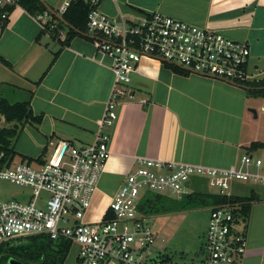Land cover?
Listing matches in <instances>:
<instances>
[{"label": "crops", "instance_id": "crops-1", "mask_svg": "<svg viewBox=\"0 0 264 264\" xmlns=\"http://www.w3.org/2000/svg\"><path fill=\"white\" fill-rule=\"evenodd\" d=\"M44 2L60 15L71 0ZM100 10L129 21L158 12L248 43L249 72L256 81L245 87L259 90L178 74L159 60L144 57L132 75L134 99L118 108L117 122L105 131L112 155L87 222L105 216L138 158L227 168L244 154L263 150L253 145L264 144V0H103ZM47 12L49 16L39 20L22 7L15 8L0 33V96H10L6 88L25 93L27 100L31 94L33 116L42 117L41 123L31 121L24 127L14 148L21 158L40 164L59 142L74 147L95 142L115 79L112 60L94 44L96 36L85 33L91 37L80 35L65 46L66 36L55 39L44 31L45 22L57 27L60 21ZM63 32L67 35V30ZM252 193L249 215L242 216L247 238L243 264H264V188Z\"/></svg>", "mask_w": 264, "mask_h": 264}, {"label": "built area", "instance_id": "built-area-1", "mask_svg": "<svg viewBox=\"0 0 264 264\" xmlns=\"http://www.w3.org/2000/svg\"><path fill=\"white\" fill-rule=\"evenodd\" d=\"M90 6L88 33L99 53L112 60L114 83L95 142L74 147L59 142L47 163L37 168L21 162H5L0 154V182L30 191L26 200H0V245L15 240L47 236L52 241H70L78 248L77 264H173L155 249L156 234L148 224L154 216L142 211L150 195L181 201L205 186L213 195L237 196L234 185L264 188V157L244 154L233 166L207 167L162 159L138 158L113 197L105 216L87 222L105 166L111 158L110 137L118 108L134 99L132 75L144 57L176 66L188 74L218 78L237 85L256 81L249 72L250 46L233 41L209 28H199L158 12L136 21L111 18L100 10L103 0H83ZM70 2L60 10L67 11ZM20 0H0V33ZM48 12L38 15L42 20ZM50 30L56 25L45 22ZM60 38L65 32L59 33ZM66 38V37H65ZM146 104L147 101L142 102ZM50 198L41 201V193ZM240 205L210 207L207 240L195 264H243L247 238L238 230L244 222Z\"/></svg>", "mask_w": 264, "mask_h": 264}, {"label": "trees", "instance_id": "trees-1", "mask_svg": "<svg viewBox=\"0 0 264 264\" xmlns=\"http://www.w3.org/2000/svg\"><path fill=\"white\" fill-rule=\"evenodd\" d=\"M23 9L33 16L42 15L47 12L44 5L39 0H20ZM90 6L83 0H71L70 6L63 14V18L76 30L88 33V14ZM58 26L52 30L48 25H45V32L50 31V34L55 39H59V33L67 30V35L63 44L69 45L70 41L79 37L75 31L68 29L63 22L58 21ZM5 27L1 28V33ZM58 53L55 55L53 63L55 62ZM175 73L186 75V71L176 66H170ZM31 98V94H30ZM24 102L10 103L3 99L0 101L1 114L11 127L2 129L0 131V154L4 153L5 162L11 165L18 156L14 148V143L18 140L24 127L31 121L41 123L42 117L35 118L31 109V99ZM255 150L264 149V144H254ZM22 162L29 164L33 160L21 158ZM253 193L249 197L240 196H220L213 195L208 190L201 189L200 186L193 194L183 198L181 201L173 202L174 200L162 195H150L146 199L142 211L151 216L169 213L175 209H191V208H210L217 205L238 204L241 209L240 212L244 218L248 217ZM106 217V216H105ZM73 244L70 241H52L47 236H33L15 240L9 243L0 245V259L9 264L11 259H15L23 264H65Z\"/></svg>", "mask_w": 264, "mask_h": 264}, {"label": "rangeland", "instance_id": "rangeland-1", "mask_svg": "<svg viewBox=\"0 0 264 264\" xmlns=\"http://www.w3.org/2000/svg\"><path fill=\"white\" fill-rule=\"evenodd\" d=\"M10 96H0V101L3 99L8 100L10 103L22 102L27 100L28 95L25 93H14L13 89L8 90ZM2 120L0 121V131L5 128H9L12 124H8L1 114ZM49 153L41 161L46 163L50 159ZM255 156L264 157V149L256 152ZM21 156H18L14 160V164L21 163ZM28 163V162H25ZM29 164V163H28ZM30 165L34 168L39 167L40 162L33 161ZM200 188L207 191L205 186ZM263 187L254 186L247 183L240 185H234L233 193L240 197H249L253 190H261ZM30 195V191L21 188L17 185L10 184L5 181L0 182V200H26ZM50 198L48 193H41L39 206H43L41 201H46ZM176 202V201H173ZM101 203H103V198ZM210 220V208H191V209H175L169 213L156 215L148 220V224L156 234L155 249L157 252H164L169 257L173 264H195L201 257L203 248L207 240V231ZM243 222L241 221L238 230H242ZM78 255V248L73 246L69 253L68 259L65 264H76V258ZM0 264H6L3 259H0ZM111 264H116L115 262Z\"/></svg>", "mask_w": 264, "mask_h": 264}, {"label": "water", "instance_id": "water-1", "mask_svg": "<svg viewBox=\"0 0 264 264\" xmlns=\"http://www.w3.org/2000/svg\"><path fill=\"white\" fill-rule=\"evenodd\" d=\"M39 1L44 5V7L47 9V11L52 12L53 15H54L55 17H57L61 22H63L64 25H65L68 29H71V30L75 31L77 34H79V35H81V36L89 37V38L91 37V36H89V35H87V34H85V33H83V32H80V31L76 30L73 26H71L68 22H66V21L64 20L63 16H60V15L54 13V12H53V11H52V10L46 5V3L44 2V0H39ZM242 88L245 89V90H259V89H253V88H250V87H245V86H242ZM1 120H2V117H1V115H0V121H1ZM9 264H23V263H21V262L15 260V259H11V260L9 261Z\"/></svg>", "mask_w": 264, "mask_h": 264}]
</instances>
